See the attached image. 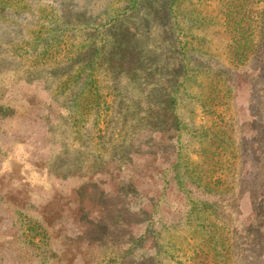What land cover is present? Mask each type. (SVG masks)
Masks as SVG:
<instances>
[{"label": "rangeland", "instance_id": "374dc122", "mask_svg": "<svg viewBox=\"0 0 264 264\" xmlns=\"http://www.w3.org/2000/svg\"><path fill=\"white\" fill-rule=\"evenodd\" d=\"M0 264H264V0H0Z\"/></svg>", "mask_w": 264, "mask_h": 264}]
</instances>
